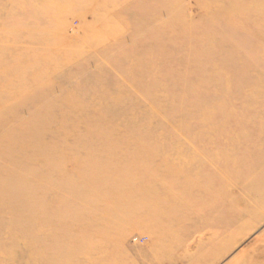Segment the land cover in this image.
<instances>
[{
	"label": "rangeland",
	"instance_id": "obj_1",
	"mask_svg": "<svg viewBox=\"0 0 264 264\" xmlns=\"http://www.w3.org/2000/svg\"><path fill=\"white\" fill-rule=\"evenodd\" d=\"M175 151L201 173L165 202L176 218L158 214ZM261 174L264 0H0V264L91 261L76 249L97 242L120 264H264V210L205 262L231 230L194 205H252Z\"/></svg>",
	"mask_w": 264,
	"mask_h": 264
},
{
	"label": "bare ground",
	"instance_id": "obj_2",
	"mask_svg": "<svg viewBox=\"0 0 264 264\" xmlns=\"http://www.w3.org/2000/svg\"><path fill=\"white\" fill-rule=\"evenodd\" d=\"M53 3L54 2L52 1V4ZM41 7L43 8L44 4ZM43 10H44V8H43ZM112 121H113L112 119H108V123H109L108 125L114 127L115 124H113ZM123 130H124V132H126V131L128 132L131 129L126 126L125 128H123ZM138 138L142 139V135H138ZM141 150L142 149L137 148V151H141ZM101 151L102 150H99V152H101ZM220 154H221V156L224 155L223 152H221ZM172 157H173L174 161H177V163H180V165L178 167H173L172 169L167 171L163 175L162 179H166V180L170 181L171 184L174 185L175 189L172 188V191L174 189L175 191H173V193H175L176 195H169V193L164 188H161L162 192H161V189L159 190L160 194H163V196H166L167 201L160 200L159 209H158L159 213L158 214H160L161 216H169V217L171 216V217L176 218L180 215V213H187V212L185 210H183L182 208H180L179 206L178 207L174 206L175 208H165V204H166L165 202L173 200L174 198H176V196H178L180 198L182 197L184 199L185 198L189 199L193 195H195V193L191 192L189 188H192L191 187V186H193L192 183L193 182L195 183L194 178L197 179L198 175H201V173L195 172V174H194L193 173L194 170L191 168L189 163L187 161H185L186 158L191 159L192 157H194V155H192V154L189 155L188 153H186V151H184V153L175 151ZM136 160H139V159H136ZM234 160L235 159H233V161ZM186 162L188 163L187 165L183 164ZM215 166L217 167V164ZM111 168L112 167H110V169ZM140 168H142V167H140V164L136 163L134 166V169L139 170ZM101 170H104V169L100 168V170H99L100 174L103 175V179H106V177L108 178V175L105 174L104 171H101ZM118 172H119L118 170L113 169L114 175H116ZM91 174H93V173H91ZM254 174H256V173H254ZM179 177H181V178H179ZM178 180L180 181L179 182L180 187L178 189H176V186H177L176 182H178ZM211 183H212V181H211ZM93 187H95V186H93ZM114 187L117 188V186H115V184H114ZM197 189L195 190L196 192H203L204 186L198 185ZM154 190H155V188L153 189V187H151L147 191L153 193ZM246 190L248 191V193L250 195H252L254 197V199H255L254 204L245 205L244 207H241L239 209H232L234 211L231 210V205L228 206V205L224 204V202L221 199V196H219L220 198L215 199L214 202L212 201L213 204H211V202H209L212 200V198H210V200H203L200 202L197 201L196 204L193 202L195 207L198 206L199 207L198 209H201V210H203V209H205V210L215 209L216 211H214L215 217L213 216V219H214L213 221H215V223H218L222 226H225L226 228H230V230H231L230 233L227 234V238L226 239L223 238V240L220 241V243H218L216 245L215 249H213V251H215V254L213 253L209 257H207L205 262H207V260L210 261L214 257H215L214 261H216L220 257H222L226 252L229 251V249H230L229 244L231 243V234H233L234 228L237 229L240 226L243 227V225L245 226L246 224H249V222L251 220L252 221L257 220V219H259V217H261L262 211L264 210V174H261L259 177H257L255 182L246 186ZM114 193H116V189H113V191H112V188H111V190H109V192L102 193L101 196L107 197V196L113 195ZM228 204H230V203H228ZM259 212H261V213H259ZM71 227H73V226H71ZM159 227H161L163 229V232L159 234L160 238H165V237L172 236V235L176 234L177 237L173 241L174 248H177V247L182 245L180 237L185 235L184 226H176L175 225V227H173V226H165L163 224H160ZM41 234H44L43 237L47 236L49 238V242H46L43 246H41L42 244L38 242L40 240L37 239L38 240V241H36L37 247H35L33 245V246H31V248L33 251V256H37V254H39V257L42 260V263H44L46 260H49L46 256L44 257V251L50 252V247L48 248V246H49L48 243H51V241H52L51 240L52 232L50 229H46L44 232H41ZM35 238H36V235H35ZM263 242H264V234L255 239L254 245L252 246L251 249L253 251H255L256 249H259L260 247L263 246ZM97 243L95 245H92V247L90 246V248L85 245L81 248L79 247L78 249H76L77 252L79 253L78 255L86 256V258L91 259V261L90 260L86 261V260H82V259L78 260V258H75L76 259L75 264H99V263L100 264H120L119 257L116 256L117 257L116 258L115 256H113V252H114L113 249L99 248ZM59 246H61V245H59ZM75 246H76L75 242L70 244V245H67L68 249L65 248L62 251V253H66L68 255H71L69 249L70 248L75 249ZM38 249H41L42 251L39 252ZM49 255H50V253H49ZM52 255L54 256L53 261L55 262V264H64L62 262V260L59 258V254H52ZM52 255H50V257ZM244 256H245V249L239 253V255L237 256V258L235 259L233 264L240 262V260H242L244 258ZM121 264H122V262H121ZM228 264H232L231 261Z\"/></svg>",
	"mask_w": 264,
	"mask_h": 264
}]
</instances>
